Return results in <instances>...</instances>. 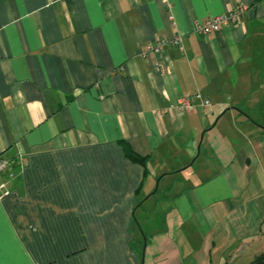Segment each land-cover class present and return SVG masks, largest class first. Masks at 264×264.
I'll use <instances>...</instances> for the list:
<instances>
[{
  "label": "crops",
  "instance_id": "obj_1",
  "mask_svg": "<svg viewBox=\"0 0 264 264\" xmlns=\"http://www.w3.org/2000/svg\"><path fill=\"white\" fill-rule=\"evenodd\" d=\"M236 6L234 23L196 31ZM177 34L184 51L142 57ZM195 91L211 105L170 110ZM19 154L0 264H250L264 253V0H0V156Z\"/></svg>",
  "mask_w": 264,
  "mask_h": 264
},
{
  "label": "built area",
  "instance_id": "obj_2",
  "mask_svg": "<svg viewBox=\"0 0 264 264\" xmlns=\"http://www.w3.org/2000/svg\"><path fill=\"white\" fill-rule=\"evenodd\" d=\"M244 6H236L231 10L211 16L205 22L196 24V31L201 35H207L213 31L220 30L223 26L234 23L238 17L244 13ZM169 45L176 46L184 51L183 35L177 34L174 38H158L156 41L149 43L142 57L146 58L151 53H161L165 51ZM211 101L205 98L200 91H195L191 96L180 100L178 103L170 106V110L176 108L180 112H194L199 106L209 107ZM26 158L19 154L15 158H7L0 156V191L6 187V180H10L17 175L18 170L25 167ZM9 191H4L3 194H8Z\"/></svg>",
  "mask_w": 264,
  "mask_h": 264
},
{
  "label": "trees",
  "instance_id": "obj_3",
  "mask_svg": "<svg viewBox=\"0 0 264 264\" xmlns=\"http://www.w3.org/2000/svg\"><path fill=\"white\" fill-rule=\"evenodd\" d=\"M122 142V145L124 147V150H125V153H126V156L131 159L132 161L134 162H137V163H140L144 166V169H145V176H147L149 173H150V169H149V166H148V163H149V157L148 156H143L141 154H139L138 152H136L133 147L131 146V144L127 141H121ZM139 193V190L137 191ZM136 223H137V220H136ZM138 226H140L138 224ZM140 230L143 231V246H144V249L142 250V252H144L145 250V246H146V243L149 239V237L144 233V230L140 227ZM250 264H264V253H261L259 255H257Z\"/></svg>",
  "mask_w": 264,
  "mask_h": 264
},
{
  "label": "rangeland",
  "instance_id": "obj_4",
  "mask_svg": "<svg viewBox=\"0 0 264 264\" xmlns=\"http://www.w3.org/2000/svg\"><path fill=\"white\" fill-rule=\"evenodd\" d=\"M153 186H155V185H153ZM155 187H156V186H155ZM149 189H150V192H151V188H149ZM154 189H155V190H154ZM154 189L152 190V193L155 194V193L157 192V187L154 188ZM144 190H145V189H144ZM150 192H149V193H150ZM167 192H168L167 190L163 189L162 192H158L157 194H158L160 197H164V196L167 194ZM143 193H144V192H143ZM145 198H146V197L143 196V198H142V199L140 200V202H138V204H137V206H138V207H137V209H138L137 211H138V212H137V214H136V219H137V221H139V220L141 221V219H142V217H143V216H142V215H143V204H144V203H145V204L147 203V202H145ZM145 204H144V205H145ZM146 205H147L146 207H150V206H151V202H148V204H146ZM146 207H145V208H146ZM160 217H161V216H160ZM160 219H161V218H160ZM155 225H156V224H155ZM142 227H143V229H144V227H145V223H144V222H143V224H142ZM141 248H142V250L144 249L143 244H142V247H141ZM145 249H146V248H145ZM145 254H146V252L144 251V252H143V258H144V259H145V257H144Z\"/></svg>",
  "mask_w": 264,
  "mask_h": 264
}]
</instances>
